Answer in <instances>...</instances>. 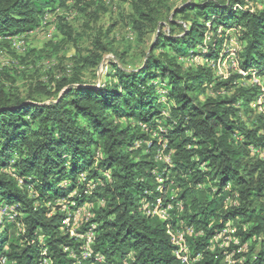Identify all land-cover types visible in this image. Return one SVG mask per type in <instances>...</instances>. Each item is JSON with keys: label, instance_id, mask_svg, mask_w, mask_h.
Wrapping results in <instances>:
<instances>
[{"label": "trees", "instance_id": "1", "mask_svg": "<svg viewBox=\"0 0 264 264\" xmlns=\"http://www.w3.org/2000/svg\"><path fill=\"white\" fill-rule=\"evenodd\" d=\"M105 7L103 0H0V44L10 47L46 14L55 16L60 42H76L67 13L96 20ZM122 19L138 41L155 34L136 69L122 66L125 51L107 41L109 29L69 70L35 81L24 97L6 88L14 71L1 66L0 211L10 208L15 218L0 214V260L42 264L46 250L52 264H180L170 225L193 229L186 243L191 256L200 254L196 264H226V250L238 245L219 248L215 236L231 225L246 245L234 264H264V113L252 106L264 92L231 67L226 78L212 68L226 56L231 31L238 67L264 80V5L189 0L171 9L166 0H133ZM107 52L121 65L112 61L94 87L83 76ZM157 199L170 206L167 219L147 213ZM62 204L90 205L81 226H94L88 259L65 250L79 253L81 244L64 230Z\"/></svg>", "mask_w": 264, "mask_h": 264}, {"label": "rangeland", "instance_id": "2", "mask_svg": "<svg viewBox=\"0 0 264 264\" xmlns=\"http://www.w3.org/2000/svg\"><path fill=\"white\" fill-rule=\"evenodd\" d=\"M132 1L103 0L106 11L100 13L96 20L75 13V10L68 12L67 20L74 29L76 42H60L62 36L56 29L55 16L50 14L45 24L42 21L36 30L16 38L10 47L0 44V69L1 66L7 65L12 69L11 71H14L13 81H5L6 88L24 97L28 87L35 81L48 83L50 77L62 74L63 69L69 70L73 59L79 54H85L91 48L93 36L108 29L110 31L107 41H110L113 49L118 54L125 51L122 66L127 70L141 66L155 34L148 33L142 41H138L130 26L122 19L132 12ZM187 1L189 0H166V6L173 9ZM247 5L251 6L252 2H248ZM256 5L261 8L264 0H256ZM227 33H230V38L221 54L227 49H238L235 34L232 35L231 31ZM18 45L20 48H16ZM231 57L226 59V65L232 64ZM112 61L121 65L120 60L112 52L105 53L95 71L86 72L83 80L98 87L104 82L107 68ZM160 93L163 94L161 90ZM161 101H164V96L161 97Z\"/></svg>", "mask_w": 264, "mask_h": 264}, {"label": "built area", "instance_id": "3", "mask_svg": "<svg viewBox=\"0 0 264 264\" xmlns=\"http://www.w3.org/2000/svg\"><path fill=\"white\" fill-rule=\"evenodd\" d=\"M48 14L45 15L43 21V24L46 23V20L48 19ZM42 24V23H41ZM16 38L13 42H15ZM16 48H20V45H18ZM225 48V44L223 46V49ZM222 49V50H223ZM235 52L236 49H227L226 52H224V57H221L217 59L216 61H213L212 68H214L215 73L218 76H222L223 78H226L228 76V70L229 68H233L237 70L239 74L243 76V80L246 84L256 85L261 89L262 92H264V80L260 78L255 72L249 73L250 76L248 77V73L242 71L236 62L235 59ZM232 56V57H231ZM228 57H231L232 64L226 65L225 61ZM252 106L258 111L264 113V94L260 93V95L257 97V100L252 104ZM164 160L168 163L169 159L168 157H165ZM160 182V179H158ZM74 205V203H72ZM170 206L167 205L166 208L162 207L160 203V199H157L156 203L153 205V208L148 209L147 213H151L153 215H157L160 218L167 219L168 213L167 208ZM61 210L65 212V216L63 218L62 224L64 227V230L69 234L70 237H73L77 239V241L80 242V252L77 253L70 249L69 247H66L65 250L69 252V255L76 259V260H83L88 259L91 257L90 252V246L93 241L94 237V226L92 224L88 225L85 229H81V226L90 218L91 212H90V205L84 204L81 206H77L73 211H70L65 204L61 205ZM10 208H4L0 211V214H5L8 217V220H14L15 214L10 213ZM234 229L231 227V225L224 226L220 232H218L215 236V240L217 241V246L222 249H227L230 244H234L236 246L231 251H227L225 253L224 260L226 264H234L236 259H233L234 254L236 252H241L242 250L246 249V245H239V242L237 238L234 236ZM167 233L169 234L171 238V242L175 247L174 254L176 255L177 259H179L180 264H196L197 261L200 259V254H196L195 256H191L188 250V246L186 243V235L193 234V229L189 227L179 228V229H173L170 225H167ZM46 254V250H43L42 252V264H52L51 261H49L44 255ZM94 260L98 262H102L104 259L102 256L97 255L94 257ZM5 259L0 260V264H4ZM111 264H129L128 258H124L120 260L117 263H111Z\"/></svg>", "mask_w": 264, "mask_h": 264}]
</instances>
